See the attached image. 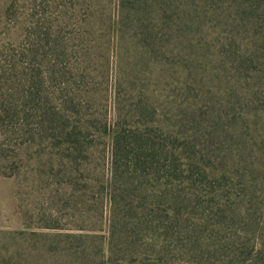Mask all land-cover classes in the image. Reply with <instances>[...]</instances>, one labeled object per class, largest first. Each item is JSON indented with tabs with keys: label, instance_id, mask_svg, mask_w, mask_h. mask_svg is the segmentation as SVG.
Here are the masks:
<instances>
[{
	"label": "rangeland",
	"instance_id": "1",
	"mask_svg": "<svg viewBox=\"0 0 264 264\" xmlns=\"http://www.w3.org/2000/svg\"><path fill=\"white\" fill-rule=\"evenodd\" d=\"M216 154L264 166V0H0V264L264 252V172Z\"/></svg>",
	"mask_w": 264,
	"mask_h": 264
},
{
	"label": "trees",
	"instance_id": "2",
	"mask_svg": "<svg viewBox=\"0 0 264 264\" xmlns=\"http://www.w3.org/2000/svg\"><path fill=\"white\" fill-rule=\"evenodd\" d=\"M122 132H120L119 134L116 135V138H119L121 136ZM210 143H212V139L213 136L212 135H208L207 136ZM154 141V140H153ZM222 140L220 138H217V143H220ZM215 149H217L215 147ZM214 161H217L219 163V166L216 168V171L220 173V175L225 176L227 173H225V167H229V165L227 164L228 160L231 163V166L228 169V173H233V172H229L230 168L236 166V165H240V169H235V171L238 173V171H243V172H248L247 175L245 173H243L242 175L246 176L247 178H249L250 180L254 181L255 179L251 177L252 173H256V174H261L264 172V166H261V162L259 160H243L240 158L236 157V161H233V158H228L225 160V158L223 156H219V155H212ZM241 232L244 233H248L250 232L251 235L255 234V227L253 228V230H239ZM248 238V237H247ZM245 238L244 241L240 240V238L237 236L236 240H232L231 245L229 246V251L232 252V258L234 260H237L240 264H242L244 261H247L253 257H255L256 260L262 258V256H264V252L263 249L259 248L258 250L255 251V244H254V239L252 241H250V238L247 239ZM220 247V246H219Z\"/></svg>",
	"mask_w": 264,
	"mask_h": 264
}]
</instances>
